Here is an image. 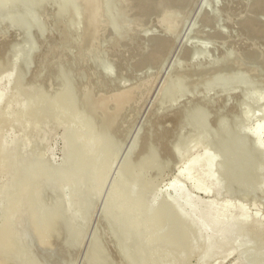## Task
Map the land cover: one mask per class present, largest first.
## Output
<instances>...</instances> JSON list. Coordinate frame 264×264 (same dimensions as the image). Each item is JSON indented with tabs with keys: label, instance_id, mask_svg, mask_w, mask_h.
I'll use <instances>...</instances> for the list:
<instances>
[{
	"label": "rangeland",
	"instance_id": "obj_1",
	"mask_svg": "<svg viewBox=\"0 0 264 264\" xmlns=\"http://www.w3.org/2000/svg\"><path fill=\"white\" fill-rule=\"evenodd\" d=\"M93 3L0 0V263L264 264V0Z\"/></svg>",
	"mask_w": 264,
	"mask_h": 264
},
{
	"label": "bare ground",
	"instance_id": "obj_2",
	"mask_svg": "<svg viewBox=\"0 0 264 264\" xmlns=\"http://www.w3.org/2000/svg\"><path fill=\"white\" fill-rule=\"evenodd\" d=\"M68 1H70V0H68ZM82 1V0H81ZM90 2H94L93 4H94V8L95 9H97V8H99V6H98V3H99V0H93V1H91V0H89ZM104 1V0H103ZM126 1V0H125ZM251 0H244V2L246 3V4H248L249 2H250ZM75 2V1H74ZM84 2H86V0H84ZM124 2V1H123ZM122 2V3H123ZM76 3V2H75ZM87 3H89V2H87ZM107 3V2H106ZM74 4V3H73ZM172 4V3H171ZM68 5H69V3H68ZM80 6V4L78 3L77 4V6ZM88 5H92L91 3L90 4H88ZM103 5V4H102ZM105 5V4H104ZM115 5V4H114ZM117 5V4H116ZM87 6V5H86ZM108 6V5H107ZM91 7H93V6H91ZM112 7V6H111ZM88 8V7H87ZM90 8V7H89ZM93 8V9H94ZM105 8V7H104ZM122 8H124V7H122ZM68 9V8H67ZM93 9H92V11H93ZM112 9V8H111ZM125 9V8H124ZM175 9V8H174ZM90 10V9H89ZM102 10V9H101ZM110 10V9H109ZM121 10V9H120ZM123 10V9H122ZM71 11V10H70ZM86 11V10H85ZM95 11V10H94ZM99 11V10H98ZM107 11H108V9H107ZM176 11V10H175ZM112 12V11H111ZM110 12V13H111ZM114 12V11H113ZM174 12V11H173ZM70 13V12H69ZM96 13H98L97 11L95 12V15H96ZM106 13V12H105ZM121 13V12H120ZM166 13V12H165ZM171 13V12H170ZM80 14V13H79ZM84 14V13H83ZM89 14H92V12L91 13H89ZM107 14V13H106ZM119 14V13H118ZM73 15V14H72ZM85 15V14H84ZM115 15V14H114ZM126 15V14H125ZM93 16H94V14H93ZM110 16V15H109ZM74 17V16H73ZM71 19H72V17H70ZM96 18H98V16L96 17ZM167 18V17H166ZM174 18V17H173ZM88 19V18H87ZM93 19V18H92ZM101 19V18H100ZM171 19V18H170ZM170 19H169V21H170ZM94 20V19H93ZM92 20V21H93ZM96 20H98V19H96ZM116 20V19H115ZM91 21V22H92ZM101 21V20H100ZM119 21V20H118ZM127 21V20H126ZM179 21V20H178ZM73 22V21H72ZM97 22V21H96ZM105 22V21H104ZM173 22H174V20H173ZM78 23V22H77ZM82 23V22H81ZM95 23V22H94ZM99 23V22H98ZM172 23V22H171ZM182 24V23H181ZM75 25V24H74ZM87 25V24H86ZM92 25V24H91ZM95 25H96V23H95ZM98 25V24H97ZM76 26V25H75ZM102 26H103V24H102ZM176 26V25H175ZM73 27V26H72ZM87 27V26H86ZM95 27V26H94ZM105 27V26H104ZM165 27V26H164ZM169 28V27H168ZM90 29V28H89ZM88 29V30H89ZM104 29V28H103ZM86 31V30H85ZM84 32V31H83ZM87 32H89V31H87ZM92 32H93V30H92ZM86 33V32H85ZM90 33H91V31H90ZM97 33V32H96ZM87 35V34H86ZM96 35V34H95ZM99 35H101L100 33H99ZM91 36V35H90ZM92 36H93V34H92ZM83 38V37H82ZM81 41H82V39H81ZM84 41H85V39H84ZM101 42V41H100ZM83 43V42H82ZM81 46V45H80ZM94 47V46H93ZM89 52V51H88ZM82 54V53H81ZM88 54V53H87ZM109 69V68H108ZM112 70V69H111ZM183 72V71H182ZM181 72V73H182ZM186 72V71H185ZM248 74V73H247ZM181 75V74H180ZM200 77V76H199ZM183 78V77H182ZM197 78V77H196ZM180 80V79H179ZM180 81H183V80H180ZM199 81V80H198ZM186 82V81H185ZM96 84H98V83H96ZM99 86V85H98ZM87 87V86H86ZM101 87V86H100ZM85 89V88H84ZM102 89V88H101ZM106 89V88H105ZM104 89V90H105ZM100 90V89H99ZM107 90V89H106ZM89 91V90H88ZM94 91V90H93ZM97 91V90H96ZM101 91V90H100ZM103 92V91H102ZM107 92V91H106ZM111 92V91H110ZM113 92H114V89H113ZM100 93V92H99ZM104 93V92H103ZM85 94V93H84ZM96 94V93H95ZM92 95V94H91ZM165 95V94H164ZM96 96V95H95ZM128 96V95H127ZM110 98V97H109ZM132 98V97H131ZM85 99V98H84ZM111 99V98H110ZM109 99V100H110ZM94 100V99H93ZM124 101V100H123ZM89 102V101H88ZM125 103V102H124ZM91 104H93V103H91ZM109 105V104H108ZM118 105V104H117ZM95 106V105H94ZM98 106V105H97ZM126 106V105H125ZM110 107V106H109ZM111 108H112V106L110 107V110H111ZM107 109H108V107H107ZM109 110V109H108ZM123 110V109H122ZM92 112H93V110H92ZM100 113V112H99ZM105 114V113H104ZM122 114V113H121ZM94 115V114H93ZM120 115V114H119ZM98 116H99V114H98ZM102 116V115H101ZM111 119H112V117H111ZM103 123V122H102ZM112 123V122H111ZM109 124H110V122H109ZM103 127H104V125H102ZM111 126V125H110ZM114 126H116V125H114ZM110 128V127H109ZM84 156V155H83ZM89 157V156H88ZM85 159L87 158V156L85 155V157H84ZM90 158V157H89ZM85 159H83V160H85ZM88 159V158H87ZM86 159V160H87ZM79 160V158L77 159V161ZM81 161H82V157H81ZM75 162V161H74ZM79 162V161H78ZM82 162H84V161H82ZM81 162V163H82ZM80 163V162H79ZM86 163V162H85ZM74 165H75V163H74ZM77 165V164H76ZM73 166L74 168L75 167H77V166ZM82 166H83V164H81ZM80 165V166H81ZM73 167H72V169H73ZM80 168V167H79ZM76 169V168H75ZM80 170V169H79ZM82 171H83V169H82ZM82 171H81V173H82ZM85 172V171H84ZM87 176V175H86ZM82 177H83V175H82ZM29 178V176L28 175H26L25 177H24V180H26V179H28ZM162 214H164V216H166L167 217V223H168V231H177V234H178V237H179V239L180 238H184L185 236H187L188 234H189V228L186 226V225H184V224H182L181 223V221H180V219L177 217V216H175V215H173V214H165V213H163V212H161ZM8 251H10V246H9V243H8V239H7V236H6V232H4V233H0V255L2 256V257H4L5 258V256H6V253H9ZM3 255H5V256H3ZM2 257H0V261L1 262H3V261H6V260H3L2 259ZM7 258V257H6ZM3 260V261H2ZM6 263V262H5ZM1 264V263H0Z\"/></svg>",
	"mask_w": 264,
	"mask_h": 264
}]
</instances>
